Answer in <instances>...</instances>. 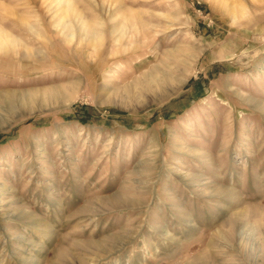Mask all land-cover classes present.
I'll return each mask as SVG.
<instances>
[{"label": "rangeland", "instance_id": "obj_1", "mask_svg": "<svg viewBox=\"0 0 264 264\" xmlns=\"http://www.w3.org/2000/svg\"><path fill=\"white\" fill-rule=\"evenodd\" d=\"M0 264H264V0H0Z\"/></svg>", "mask_w": 264, "mask_h": 264}]
</instances>
